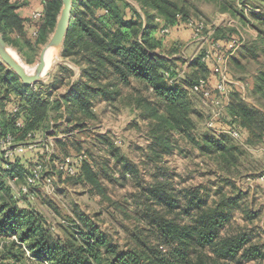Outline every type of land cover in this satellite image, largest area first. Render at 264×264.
<instances>
[{
    "label": "trees",
    "instance_id": "16d2710c",
    "mask_svg": "<svg viewBox=\"0 0 264 264\" xmlns=\"http://www.w3.org/2000/svg\"><path fill=\"white\" fill-rule=\"evenodd\" d=\"M134 1L141 11L124 0H73L62 54H77L88 65L83 74L87 79L75 80L61 99L51 101L27 94L30 86L24 85L0 60V141L11 135L16 144L27 146L11 160L0 156L3 164L0 175L12 173L16 167L31 174L33 169L22 162V157L34 139L44 133L39 130L49 128V113L61 103L66 105L70 119L74 109L73 115L78 111V121H82L95 116L97 98L115 103L126 93L127 101L130 96L133 101L128 105L148 119L152 141L140 147L145 164L166 161L164 155L172 152L174 135L190 140L204 154L217 156L224 172L237 163L238 153L243 152L232 142L233 131L248 145L264 142V0H202L214 3L217 11L235 18L238 25L230 26L210 25L195 17L199 13L194 1L201 0ZM120 2H125L126 7ZM19 7L16 1L0 0V33L20 52L28 49L34 54L53 32L62 2L47 0L39 16L27 19L18 14ZM87 13L96 14L98 22L87 20ZM108 23L115 27L109 28ZM199 24L203 27L198 35L205 37L204 40L195 36ZM239 25L246 32L243 27L255 30V36L246 40ZM29 28L33 30L29 32ZM181 28L191 30L193 44H205L192 58H185V44H166L164 40L171 30ZM232 43L235 48H229ZM218 57H222L229 77L224 93L218 89L221 78L215 71ZM243 60L254 63L253 70L244 66ZM229 68L234 75H240L236 79L242 81L246 95L239 90ZM247 75L251 81L245 79ZM206 92L209 97L205 96ZM250 96L257 100L250 102ZM197 97L212 102L222 97L224 102L218 115L212 114V121L205 124L207 130L194 135L199 129V121L193 117L197 113ZM14 107H18V112H13ZM219 117L227 129L215 134L212 130L215 131L213 126ZM210 118L208 114L207 121ZM18 120L23 122L22 127L17 126ZM97 138L108 153L107 159L114 160L119 169L116 179L131 178L137 185L136 191L124 197L127 205L117 204L125 217L133 220L126 247L121 248L93 225L79 237L57 239L41 214L10 204L9 189L0 184V236L18 238V244L11 242L2 247L0 264H245L264 260V242L256 239L253 229L240 224L235 216L240 212L244 221L251 223L256 218L257 211L252 209L251 200L248 202L249 189H235L231 178L226 177L224 183L231 182L233 191L225 193L220 186L215 192L217 198H211L210 191L201 184L184 187L175 184L165 166L145 181L138 164L121 153L112 138ZM87 153H81L78 148V156H70L68 163L64 158L55 167L63 174L87 180L101 191L100 175L113 180L115 173L111 170L115 167L106 159L101 162L102 172H99L95 166L99 167L100 162ZM39 164L44 167L40 161L33 166ZM253 176L244 177L253 179ZM260 178L264 181V174H259L257 179ZM21 243L27 244L29 255L22 250Z\"/></svg>",
    "mask_w": 264,
    "mask_h": 264
},
{
    "label": "rangeland",
    "instance_id": "374dc122",
    "mask_svg": "<svg viewBox=\"0 0 264 264\" xmlns=\"http://www.w3.org/2000/svg\"><path fill=\"white\" fill-rule=\"evenodd\" d=\"M124 1L140 9L134 0ZM120 4L126 7L125 2H120ZM194 4L199 13V16L195 15V17L203 18L210 25L214 23L228 26L238 25L236 19L230 14L217 11L212 2L208 3L201 0V2L194 1ZM241 8L245 9L242 4ZM128 9L126 8V10ZM85 16L87 20L98 22L96 14L87 13ZM108 27L112 29L115 26L113 27L112 23H108ZM243 28L248 30L246 32L241 29V26L239 27L246 40L255 36V30L249 27ZM192 37L190 29L181 28L171 30L164 40H166V44H185V58H192L205 46L204 42L199 43V45L193 44ZM44 46H41L33 54L28 49L20 52L10 45L21 60L30 67L37 65ZM243 65H247L251 70L254 68V63H244V60ZM87 67L88 65L82 63L77 54L64 56L61 51V53H57L56 61L49 67V69L51 68L50 75L31 85L26 92L51 101L61 99L75 80L87 79L86 75L83 76ZM230 68L233 70L232 66ZM212 69L214 70L213 65ZM232 72L234 81L241 82L239 83V90H247L242 81L236 79L240 75H234ZM212 78L211 83L214 85V75ZM245 79L251 81L249 75ZM9 92L11 93V91ZM126 92L128 91L126 90ZM126 94H123V99L120 102L115 103H106L101 98L94 100L95 116L86 120L83 118V123L81 120L78 121L80 119L78 111L73 115L74 109L71 110L72 117L70 119V114L66 113L67 108L64 103H61L56 110L52 109L48 117L49 128L39 130L44 132L39 135L40 141L34 142L35 147L29 149L23 156L24 158L22 157V162H26L29 169H33V165L37 161L44 165L41 178L36 183L29 185L27 180L29 172L22 167H16L12 173H2L0 184L9 189L8 202L16 204V206L31 208L41 214L46 220V227L57 239L67 240L70 236L79 237L80 233L86 232L87 228L93 225L109 236L112 241H117L121 248H125L126 242L129 240L128 230L134 227L133 220L125 217L123 210H120L117 204L127 205L124 197L136 191L137 185L131 178H127L126 181L116 179L120 174L119 169L115 166L114 160L107 159L108 153L105 152L104 145L97 138L106 136L112 138L115 145L120 148L121 153L138 164L145 181H149L152 173L160 172V168L165 166L173 175L171 179L175 184L180 187L201 184L207 191H210L211 198H217L215 192L220 186L224 188L223 192L231 193L233 191L232 183L235 189L241 188L247 191L249 189L248 202L251 200L249 203L252 204V209L257 211L255 214L258 216L256 215L252 223L250 221L245 222L241 213L236 212V220L240 224H246L252 228L256 234V239L264 242V181L261 178L257 179L259 174H264V142L248 145L244 140L233 137L232 142L241 147L243 152L238 153L237 163L224 172L220 163L217 162V156L204 154L190 140L174 135L172 139L175 138L176 140L173 142L172 152L164 155L166 161L158 162L156 165L153 162L145 164L143 163L145 159L142 157L143 151L140 147L144 148L152 141L148 135V119L141 116L139 110L137 111L128 105V102L133 104V101L130 94L128 95L130 99L127 101ZM248 100L255 102L257 98L250 96ZM223 102L222 97H218V101L214 100V102L197 97L195 100L197 113L193 117L197 122L199 121V129L197 128L194 135L207 130L205 124L212 121V114L218 115L220 109L223 108ZM208 114H211L210 121H207ZM69 120H74V122L71 123ZM213 128L216 129L212 132L219 134L218 132L227 129V125L219 117V121L215 123ZM78 148L81 153H91L98 159L97 163L100 162V165L99 167L95 166V168L99 172H102L101 162L103 160L107 159L110 166L114 165V170H111V173H115L113 180H110L108 176L100 175L99 183L103 188L101 191L83 178L78 179L56 169L55 164L64 158L78 156ZM158 150L161 149L158 148ZM1 158L0 164L3 166ZM248 174H254L253 179L244 177ZM226 177L231 178L232 183H224ZM218 183L222 185L218 186ZM11 242L18 244V238L0 236V250L4 245ZM21 247L27 255L30 254L27 244L21 243ZM231 264L237 263L232 262ZM245 264H264V260L261 262L251 261Z\"/></svg>",
    "mask_w": 264,
    "mask_h": 264
},
{
    "label": "water",
    "instance_id": "95a60500",
    "mask_svg": "<svg viewBox=\"0 0 264 264\" xmlns=\"http://www.w3.org/2000/svg\"><path fill=\"white\" fill-rule=\"evenodd\" d=\"M61 2L62 7L54 31L43 47L34 71H29L23 62L15 56L11 51L10 45L0 33V60L6 68L16 74L20 81L26 86H31L50 75L51 68L48 70L45 69V55L47 51L54 48L57 53H61L63 49L72 17L73 0H61Z\"/></svg>",
    "mask_w": 264,
    "mask_h": 264
},
{
    "label": "built area",
    "instance_id": "2783aa9c",
    "mask_svg": "<svg viewBox=\"0 0 264 264\" xmlns=\"http://www.w3.org/2000/svg\"><path fill=\"white\" fill-rule=\"evenodd\" d=\"M39 15H40L39 13L35 14V16H39ZM202 27H203L202 24H199V26L197 27V33L195 34V36L197 37V40H204L205 39V37L198 35L199 31H200V29ZM229 48H235L234 43L230 44ZM213 56H215V54H213ZM215 71H217L220 74V77H221L220 81H219V84H218V89L221 91V93H224L226 91V82L229 81V77H228V74L226 73V68H225V66L222 63V57H218ZM196 89H199V88L196 87ZM205 96L209 97V92H206ZM18 110H19L18 107H14L13 108V112H18ZM17 126L22 127L23 126V122L21 120H18ZM232 135L235 138H239L240 137V135H239V133L237 131H233ZM36 141H40V139L39 138L38 139H34V142H36ZM26 147L27 146L24 143L16 144L14 142L13 137L11 135H8L6 139L0 141V156L6 158L8 160H11L16 155L23 153L27 149ZM32 147H35L34 143L29 145L28 148L32 149ZM69 159L70 158H66V162L67 163L70 161ZM66 166H68V165H66ZM60 168H64V165H61ZM42 170H43V167L40 164L33 168L31 174L28 176V179H27L29 185L33 184V183H36L38 180H40ZM69 171L71 173H73V167H70Z\"/></svg>",
    "mask_w": 264,
    "mask_h": 264
},
{
    "label": "crops",
    "instance_id": "0c3cea01",
    "mask_svg": "<svg viewBox=\"0 0 264 264\" xmlns=\"http://www.w3.org/2000/svg\"><path fill=\"white\" fill-rule=\"evenodd\" d=\"M13 1H16L17 3L20 4V7L18 9V14L22 18L27 19V18L33 17V15H35L37 13L43 12L47 0H13ZM58 17H59V15H58ZM57 20H58V18H57ZM56 23H57V21H56ZM32 30H33L32 28L31 29L29 28V32H31ZM52 33L49 34L48 39L50 38ZM48 39H47V41H48ZM239 83L240 82H236V84L240 87ZM242 93H243V95H246V90H244V91L242 90Z\"/></svg>",
    "mask_w": 264,
    "mask_h": 264
},
{
    "label": "bare ground",
    "instance_id": "6f19581e",
    "mask_svg": "<svg viewBox=\"0 0 264 264\" xmlns=\"http://www.w3.org/2000/svg\"><path fill=\"white\" fill-rule=\"evenodd\" d=\"M11 51L15 54V56L17 58H19L20 61H22L21 58L19 57V55L17 54V52L15 50H13L11 48ZM56 59H57V51H56V49H54V48L49 49V51H47V53L45 55V62H46L45 69L48 70L49 67L52 66V64L56 61ZM23 64L27 67V69L29 71H34L35 70V67H30L27 64H25L24 62H23Z\"/></svg>",
    "mask_w": 264,
    "mask_h": 264
}]
</instances>
